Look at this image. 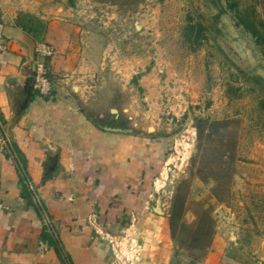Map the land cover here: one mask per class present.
Returning a JSON list of instances; mask_svg holds the SVG:
<instances>
[{"label": "rangeland", "instance_id": "1", "mask_svg": "<svg viewBox=\"0 0 264 264\" xmlns=\"http://www.w3.org/2000/svg\"><path fill=\"white\" fill-rule=\"evenodd\" d=\"M233 5L264 18L260 0L38 6L47 23H63L64 36L53 34L48 47L63 58L57 79L77 106L101 127L159 144L157 185L113 241V264H203L207 256L187 249L199 207L215 221V250L264 264V50L237 26ZM185 180L187 227L176 241L168 219Z\"/></svg>", "mask_w": 264, "mask_h": 264}, {"label": "crops", "instance_id": "2", "mask_svg": "<svg viewBox=\"0 0 264 264\" xmlns=\"http://www.w3.org/2000/svg\"><path fill=\"white\" fill-rule=\"evenodd\" d=\"M50 1L0 0V264H113V241L157 185L160 148L100 128L57 79V53L46 70L52 95L33 93L15 117L26 67L53 34H65L62 22H49L44 41L34 42L16 21L21 12L48 21L37 9ZM214 243L203 264H249Z\"/></svg>", "mask_w": 264, "mask_h": 264}, {"label": "trees", "instance_id": "3", "mask_svg": "<svg viewBox=\"0 0 264 264\" xmlns=\"http://www.w3.org/2000/svg\"><path fill=\"white\" fill-rule=\"evenodd\" d=\"M260 4L264 7V0H260ZM235 9V19L237 26H242L248 31L256 43L264 50V18L260 17L255 7H246L244 9L238 8L237 5L232 6ZM24 33H26L34 42H42L48 31V23L33 14L21 12L16 21ZM38 64L41 70H47L50 62V57L36 55ZM47 77L50 75L46 72ZM204 121H199L196 126L198 139L202 140L204 135L203 125ZM214 129V124L210 125ZM13 152L19 156L20 152L14 144H11ZM189 181H182L177 188L173 205L169 216V229L170 235L173 240L178 241L180 232L183 228L187 227L183 224V216L188 210V194H189ZM197 220L194 225V234L187 249L190 251H199L204 256H207L211 250L216 235V224L207 210L199 207L196 213ZM47 238H49L47 236Z\"/></svg>", "mask_w": 264, "mask_h": 264}, {"label": "water", "instance_id": "4", "mask_svg": "<svg viewBox=\"0 0 264 264\" xmlns=\"http://www.w3.org/2000/svg\"><path fill=\"white\" fill-rule=\"evenodd\" d=\"M37 75V66L36 64H33L32 66L26 67L24 71L25 76V82L23 85V92L22 95L24 97V100L20 103V106L16 112V118L22 114V112L25 110L30 98L33 96L34 93V85ZM106 131L109 132H115V133H124V134H134L131 130L121 129V128H110V127H101Z\"/></svg>", "mask_w": 264, "mask_h": 264}, {"label": "built area", "instance_id": "5", "mask_svg": "<svg viewBox=\"0 0 264 264\" xmlns=\"http://www.w3.org/2000/svg\"><path fill=\"white\" fill-rule=\"evenodd\" d=\"M40 56L51 57L52 53L49 47H43L39 50ZM37 66V75L34 85V93L40 97L48 98L53 93V80L46 75L45 70H41L40 65L35 63Z\"/></svg>", "mask_w": 264, "mask_h": 264}]
</instances>
